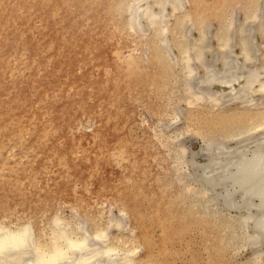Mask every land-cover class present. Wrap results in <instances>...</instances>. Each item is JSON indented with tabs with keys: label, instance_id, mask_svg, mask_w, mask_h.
Instances as JSON below:
<instances>
[{
	"label": "bare ground",
	"instance_id": "6f19581e",
	"mask_svg": "<svg viewBox=\"0 0 264 264\" xmlns=\"http://www.w3.org/2000/svg\"><path fill=\"white\" fill-rule=\"evenodd\" d=\"M100 5L98 0H0V22L5 24L0 32V73H5L13 62L17 68L28 67L32 76L50 74L60 88L61 97L50 100L47 105L38 103L35 111H30L27 106L31 82H17L8 76L7 84L0 88V148L5 142L4 134L22 129L25 137L19 140V145L40 149L51 146L46 164L53 172L75 177L95 173L96 159L88 148L93 136L100 133L98 130L84 133L83 139L88 143L73 149L67 156L63 155V145L69 126L87 116L100 117L104 114L101 109L106 107L103 101L109 88L103 89L95 67L99 65V58L103 56L114 29L100 21ZM185 5L186 0H129L125 4L130 30L143 34L150 31L160 36L159 61L162 67L165 66L162 57L170 52L173 54L167 37L168 17L183 11ZM167 7H171L170 13ZM235 16L212 37L211 24L197 26L187 21L190 25L187 24L189 27L183 32L179 53L170 57L174 67H183L187 91L192 90L186 93H192L197 100L208 101L214 108L229 109L228 114L214 124L225 140L207 143L204 163L189 160L194 169L189 180L198 184L199 189L191 191L189 185L187 192L178 196L187 198L189 194L188 199L197 209L193 219L209 225L214 224V214L238 210L223 227L230 235V243L232 247L250 248L253 255L247 264H264V15L254 7L248 10L243 20ZM186 18L189 19L190 15ZM193 29L197 30V35H191ZM256 35L261 37V42ZM212 38L217 45L211 43ZM8 51L15 53L11 60L5 55ZM78 65L84 69L80 74L74 72ZM66 86H71L69 93L64 92ZM40 95L44 97L45 93ZM238 106L243 109L263 107V110L250 112L241 108L235 113L230 110ZM50 110L54 112L51 120L48 119ZM182 150L184 155L186 151ZM1 155L0 152V210L35 209L40 199L29 195L25 186L2 172ZM185 156L182 158L186 160ZM202 195H205L203 199L200 198ZM123 214L124 217L127 215L125 211ZM121 218L116 220L118 226L123 224ZM53 220H56L53 223L58 231L51 232L53 238L45 247L30 222L18 227L0 224V264H136L138 261L137 249L141 248L122 253L107 242V231L113 228L110 225L115 220H110L107 230L98 229L93 234L85 230L86 222L82 221L83 224L73 231L68 224L63 226V220L57 216L54 215Z\"/></svg>",
	"mask_w": 264,
	"mask_h": 264
},
{
	"label": "rangeland",
	"instance_id": "374dc122",
	"mask_svg": "<svg viewBox=\"0 0 264 264\" xmlns=\"http://www.w3.org/2000/svg\"><path fill=\"white\" fill-rule=\"evenodd\" d=\"M98 1L101 3L100 21L114 29L103 56L99 58V65L95 67L103 89L109 88L103 101L106 107L101 109L104 114L100 117L87 116L80 119V123L69 126L63 145V155L67 156L73 149L88 143L83 139L84 133L98 130L100 133L93 136L88 148L96 159L95 173L75 177L53 172L46 164L51 146L40 149L19 145L25 133L22 129L4 134L5 142L0 148L2 172L25 186L28 194L39 198L40 203L35 209L0 210V224L18 227L30 222L45 247L50 244L54 231H58L53 223L57 220H53L54 215L63 220V226L68 224L73 231L82 221L86 222L84 228L90 234L98 229L107 230L110 220H115L110 225L113 228L107 231V242L122 253L141 248L137 249L136 264H247L253 252L241 245L232 247L230 235L223 228L238 210L214 214L211 216L214 224L209 225L193 219L197 209L188 199L189 194L187 198L178 196L187 192L189 185L191 191L199 189L198 184L189 180L194 172L190 162L204 163L207 143L225 140L214 124L228 114L229 109L214 108L208 101L197 100L192 93H186L192 90L187 91L183 67H174L170 57L179 53L188 22L197 26L211 24L212 37L231 17L238 15L235 18L243 20L250 8H259L264 15V0H186L182 12L168 17L167 37L173 54L170 52L162 57L164 67L159 61L160 36L150 31L136 33L128 28L124 7L129 0ZM167 9L170 13L171 7ZM4 28L5 24L0 22V32ZM191 35H197V30L193 29ZM256 37L261 42V37ZM211 43L217 45L214 38ZM5 55L11 60L15 53L8 51ZM83 70L79 65L74 68L76 74ZM8 76L17 82H31L27 106L30 111H35L38 103L47 105L50 100L61 98L60 88L50 74L32 76L28 67L17 68L12 62L5 73H0V88L7 84ZM62 83L63 78L60 79ZM70 91L71 86H66L64 92ZM41 92L45 93L44 97ZM263 107L244 109L259 112ZM241 108L232 107L230 110L235 113ZM53 116L54 112L50 110L48 119ZM168 124H171L170 128ZM56 126H53L54 130ZM180 145L185 149L182 150ZM180 149L186 151L184 155ZM124 211L127 213L125 217ZM120 218L124 220H121L122 226L117 225ZM115 225L123 229L118 230ZM219 250L223 252L220 254Z\"/></svg>",
	"mask_w": 264,
	"mask_h": 264
}]
</instances>
